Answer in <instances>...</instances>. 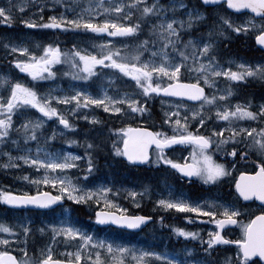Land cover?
Instances as JSON below:
<instances>
[{
	"label": "snow or ice",
	"instance_id": "6c2138e0",
	"mask_svg": "<svg viewBox=\"0 0 264 264\" xmlns=\"http://www.w3.org/2000/svg\"><path fill=\"white\" fill-rule=\"evenodd\" d=\"M221 0H200V6L189 7L185 0H170V6L163 4L160 0H54L47 7H54L60 4L66 12L58 15H50L44 21V16L39 19L43 23H37L28 18L20 22L28 27L51 28V29H74L90 31L92 33H107L108 37H122L132 39L133 44L119 42V47L112 39H103L100 44H92V51L88 49H77L75 45L69 51H62L60 45L48 43L44 45L36 44L32 50L25 43L5 42V48H11L14 53L21 55L11 61L21 72L28 73L33 80H43L56 75L52 66L61 61L68 63L72 71L63 75L72 76L77 80H89L98 71L97 66L103 68L116 69L125 77H130L134 81L136 89L139 90L137 99L133 93H117L110 96L107 91L96 96L88 91L73 89L72 95L53 96L51 91L43 94L38 93L35 88L26 86L20 81L11 82L9 77L0 76V88L7 93L0 95V143L11 139L13 128L23 133L25 142L37 141V129L45 123L42 117L35 119L25 117L20 124H14L13 114L23 115L26 108H35L43 117H58L59 123L64 128H74L76 125L56 107L52 102L75 106L71 107V112L76 113L77 109H87L92 105L102 107L105 112L118 114L144 113L148 109L140 98L147 99L150 94L166 93L172 97H187L200 104L199 109L191 110V119L197 121L196 129L206 125V120L212 119V112H215L214 119L223 122V127L214 125L208 128V134H202L196 129L189 128L188 116L181 117L179 112L165 111L164 124L173 129V134L169 135L162 130L151 131L149 128H133L130 125L125 128L115 129L117 133L123 135L112 141L111 151L115 156L124 157L131 164H163L169 165L172 169L183 174L185 177H198L205 184L217 182L222 177L230 175V169L225 163L217 162L213 159L212 153L223 152L225 157H237L240 160L253 161L252 171H242L235 181V190L239 197L245 201L253 198L260 202L258 214L251 215L246 221L238 219L241 210L230 204L221 203L218 200H202L199 203L190 202L181 198L158 199L156 204L163 209H175L181 212L204 214L210 218V223L217 226L216 231H210L207 241L200 236L199 232L186 231L184 228H174L173 231L184 237L199 239L200 244H207L203 248L206 254H210L214 245L234 243L237 245L236 264H256L250 260L258 256L264 260V104L258 105L256 111L250 110L249 106L237 103L234 107L230 105H220L227 96L232 94L231 86L224 91L223 95L208 94L200 83L215 87L213 78L220 76L227 77L231 81H245L248 78H256L264 82V64L252 65L240 63L236 65L237 70L231 67L223 68L216 57L212 55L214 44L211 37L214 34L209 29L208 39H197L188 35V39L182 37L186 31L193 27L194 23L201 21L205 13L203 7L209 5H219ZM83 4V6H81ZM229 9L251 10L257 14L262 23L257 26L255 20L250 17V22L241 25L234 24L230 18L224 16L220 20L228 28L236 33L247 32L249 28H258L255 40L258 44L264 45V0H226ZM28 7L27 0H20L17 4L11 2L6 6H0V23L11 25L16 19V10L23 12ZM35 7V5H33ZM44 5L37 8L42 11ZM79 8V12H76ZM177 9H183L186 18L175 16ZM171 12L172 18L167 13ZM103 13V15H102ZM99 17V19H96ZM145 25L147 37L140 39L139 36ZM222 35L223 33H215ZM42 48V50H41ZM39 52V54H38ZM191 61V63H189ZM231 63V62H230ZM46 74V75H45ZM113 74L109 79L114 78ZM195 79L185 80L184 76ZM170 103V102H169ZM127 105V108L124 107ZM205 105L209 107L205 110ZM176 107H184L186 104H177ZM19 110V111H18ZM129 110L130 113H129ZM83 119L92 123H100V119L95 115H86ZM248 120L255 122L242 125L238 121ZM56 136L55 130L46 140H53ZM122 141V143H121ZM15 144L16 141L12 140ZM67 143H76L68 140ZM191 144L193 151L189 157H184V162L171 159L165 152V148L170 145ZM155 145V159H150L149 146ZM215 145L213 148L212 146ZM94 145L87 144L91 149ZM230 147V151L228 148ZM243 149V151H241ZM44 151V155L39 153ZM29 154L19 157L9 155V160L19 159L24 164L42 170L41 175L29 177L25 173L21 178L30 180L37 187L34 194L23 192L20 195L8 191H0V201L8 205H36L48 207L60 201L66 195L69 200L78 203H87L92 200L99 206L95 209V219L99 223L111 221L116 225L126 226L130 229L139 228L151 217L146 215H129L127 209L123 208L115 199H110L112 189L101 185L97 190L81 189L78 183H73V178L68 176L67 169L76 168L75 161H80L81 157L73 153H64L62 156L56 152H49L37 144L36 156L31 155L32 149L28 148ZM88 157L87 169L94 168L91 152L86 151ZM9 164L3 167H9ZM19 167L18 165H16ZM233 168L235 164L231 165ZM57 170H60L57 173ZM85 176L88 172L84 173ZM59 185L58 194L53 195L50 191L40 190V185ZM129 196L136 198L138 193L129 190ZM101 208H111L119 211H102ZM247 211V209H245ZM185 219H190L186 216ZM239 225L241 237L230 241L221 234L220 229L226 225ZM25 237L31 231L30 227L21 225ZM51 231V243L40 250V256L30 257L27 252V239L23 241L25 247L21 249L22 258L13 255L11 251H0V264H82L85 259L90 264H154L160 261L161 264H211L210 261L194 257L193 249H185V259H178L176 256H169L157 251L136 249L127 245H114L98 239L90 233L71 225L67 221L59 225L49 224L46 228H39L40 233ZM14 227L6 223H0V233L12 235ZM57 237H61L66 245L65 251L61 253L64 259L53 258L52 244H58ZM10 241L0 236V245H9ZM74 244L75 251L70 250L67 245ZM94 253V255H93ZM224 264H232L231 257H225Z\"/></svg>",
	"mask_w": 264,
	"mask_h": 264
},
{
	"label": "rangeland",
	"instance_id": "374dc122",
	"mask_svg": "<svg viewBox=\"0 0 264 264\" xmlns=\"http://www.w3.org/2000/svg\"><path fill=\"white\" fill-rule=\"evenodd\" d=\"M162 1L163 0H160L161 3ZM191 1L192 0H190V4L195 5V4H192L194 3V1L193 2ZM10 2L11 0L5 1L1 3L4 5H0V6L6 7ZM19 2L20 0H13L11 3L17 4ZM108 2H110V0H106V3ZM149 2H151V0H149ZM31 3L33 4L31 5ZM50 3H54V0H27L28 7H25L23 12H20L17 9L16 14L20 16L22 13H26L28 11V15H26L25 18H22V19L31 18L35 20L37 23H43L44 21L47 20L48 16L58 15L61 12L69 16L72 15L71 12H66V10L60 4H55V6L51 8L47 7V5ZM163 3L170 6V0L163 1ZM33 5H35V7H33ZM41 5H44L43 8L45 9L43 13L42 11L40 12L37 11V8ZM81 6H83V4H81ZM189 7H193V6H189ZM29 8L32 9V12H29ZM184 11L185 10L183 9H177L175 16L177 18H186L184 15ZM76 12H79V8H76ZM41 15L44 16V21H41L39 19ZM167 15L169 16V18H172L173 14L169 12L167 13ZM98 18L99 17H97L96 19ZM230 19L236 25H241L246 22H250V16H244L241 18H230ZM205 20H206V15L201 21L194 23L193 27L197 26L198 24L202 23ZM17 21L18 19H15V22ZM255 24L259 26L261 22L255 21ZM24 26L26 25L20 23V28H23ZM10 27L11 25H5L3 23H0V37L6 40L5 42L16 43V44L25 43L32 50H36L35 49L36 44H40L42 46L44 44L49 43L48 41H45L43 43L37 42L33 45H29L28 40L33 38L31 37L30 33L26 32L25 30H18V31L11 30ZM193 27L191 29L185 30L186 33L188 35L190 34L194 38L202 39V37L193 35L192 33L193 31H191ZM33 29H36V31H39V32H46L47 34L58 33V32H65V33L70 32L71 34L76 36L78 41L84 40V42H88L86 39V34L90 33V34L95 35L98 38L99 44L101 43L103 39H112L114 43L117 44L118 47H119L120 41H122L125 44H133L135 42L132 39H125L122 37H108L107 33L97 34V33H92L90 31H85L83 29L64 30V29L42 28V27H37ZM249 30L258 31V28H249L248 31ZM242 32L244 31H241L240 33ZM26 35L28 36V38ZM186 35H184L182 39L186 40ZM139 38L141 39V36H139ZM203 39H208V36H206ZM211 41L214 44V50L212 52V55H213L214 51H216L217 48L222 49V46L220 44L221 41H219L216 38L211 39ZM5 42L0 43V53H2L3 51L7 54V56H12L14 58H17L21 55L20 53L12 52L11 48H5L4 47ZM76 47L77 49L83 48V49H88L89 51L93 50L92 48H88L83 45H76ZM7 58L10 59V61L13 60V58L11 57H7ZM230 62L231 63H229L228 65H221V66L225 69L231 67L233 70H237L236 68L237 64H240V63L248 64L246 62H239L238 60H231ZM189 63H191V61H189ZM97 69L98 71L94 74L93 77H90L89 80L87 81L77 80V79H74L70 75L61 76L62 70L64 72L72 71L68 63L61 61L60 63H57L52 66V70L56 72L55 76L48 77L47 79H43V80H40V79L33 80L32 77L28 73L21 72L20 69L16 68L15 65L10 62L9 69L0 68V76L9 77L10 81L13 83L16 81H20L24 83L26 86L35 88V90L41 94L51 91L53 96L72 95L73 89L81 90V91H88L91 94L96 95V96L102 94L103 91H107V93L110 96H116L118 92L120 94H123L124 92H128L131 94L135 90L137 94L133 95L132 98L133 99L138 98L139 90L136 89L135 83L134 81L131 80L130 77L123 76V74L119 73V71L116 69L103 68L101 66H97ZM113 74H115L114 78L109 79V77L112 76ZM184 79L187 81L189 79H195V77L190 78L189 76L185 75ZM213 79L215 81V87L204 85L203 80L200 81L202 86H204L208 90V94L210 95L212 94L223 95L224 91H226L229 86H231L232 88V94L230 96H227L223 101L218 100V103L220 105L227 104V105L234 107L237 103H240L242 105L249 106L250 110L256 111L258 105L264 104L263 102V103L252 106L251 104H248L246 102H234L233 101V96L235 97L236 91L238 90L237 86L239 85L247 86L249 84L248 80L252 78H248L245 81H231V82L228 80L227 77H224V76H220L218 78H213ZM255 93H256V96L259 97V99L264 98L262 95L258 93V90H255ZM6 94L7 93L4 91V89L0 88V95H6ZM157 97H159L158 94H150V96L146 100L143 98H140V102L144 103L146 108L149 106H152L151 103H154V102L157 103L156 111L153 113V116H152V112L149 111L151 109H148V111L144 113L118 114V113L105 112L102 107H96L95 105H92L91 107L87 109L79 108L77 109L76 113H72L71 107L75 106V102H72L71 105H65L63 103L52 102L53 106H56L69 119L71 123H74L76 125L74 128H67V129L61 126V124L59 123L58 117H51V118L43 117V114L40 113L35 108H30V107L26 108L23 115L14 113L13 114L14 124L22 123L25 117L31 118V119H35L36 117H42L45 120V123L42 125L40 129H37V136H38L37 141L25 142L23 138V133L18 132L14 127L11 133V139L0 143V168L6 171H22L24 172V174L27 173L30 178L36 175H41L42 170L38 172L36 168L30 165L24 164L22 160H19V159L9 160V155H5V153H8L12 157H19L21 155L29 154L27 152V149L31 148L32 149L31 155L33 156V158H35L36 147H37V144H39L42 146L44 150L49 151V152L59 153L61 156L64 153L70 152L76 156L81 157L80 161H75V163L78 165L76 168L65 170L67 175L73 178V183H78L81 186V189L97 190L101 185L108 186L112 189V195H110L109 198L115 199L117 203H119L123 208H127L130 211L138 210L140 208L142 211L145 210L146 212L151 214L150 216H152L153 215L152 212H154V206L151 204V202H154L155 204L156 199H164V198H181L184 200H188L190 202L199 203V201H195L190 195L185 194L184 192H181L182 184H180L179 186L171 185V180L173 179V176L168 172L167 169H165L163 164H152L151 166L152 167L155 166V169L151 167L149 170H152V171H150L149 173L146 172L149 170L145 169L146 176L150 177L151 180L148 181V180L143 179L147 183L148 191L145 192L141 190L138 186L144 187V185H142V181L140 179L139 180L132 179V176L136 175L138 169L131 168L133 171V175L131 177L124 176L123 172L126 169H124L123 167L121 168V166L123 165L127 167L128 165L126 164V162L123 163L124 160L122 159V157L115 156L111 151L112 141L117 140L118 137L123 135L122 133H117L114 130L125 128L129 125L133 128L146 127V126L149 128H152L156 126L158 130H162L169 135L172 134L173 129L169 125L163 123L164 112L166 110L172 111V112H179L181 117L188 116L189 120L191 121L189 123L190 130L196 129L197 121L191 119V110L193 108L199 109L200 105L197 107H191L190 105L186 104L187 110H185L184 107H176L177 104H185V103H178V102L162 100V99L159 100L157 99ZM124 107L127 108V105H124ZM208 107H209L208 105H205V110H207ZM130 111L131 110H129V113ZM86 115H89V116L95 115L100 119L101 122L96 124V123H92L88 120L83 119V117ZM214 117H215V112L213 111L212 119L206 120L207 127L201 126L200 128L196 130L197 131L201 130L203 133H205V135H207L208 128H211L214 125H216V122H218V125L220 127H223L224 126L223 122L216 121V120L214 121ZM136 123H141V126L135 127L134 125ZM238 123L242 125H246L249 123H252L253 125L255 124V122H249L246 119L242 121H238ZM53 130H55L56 132L55 138L53 140H46L47 136L52 135ZM17 133H18V137H15V134ZM78 134H79V139L76 138ZM12 140H15L16 143L13 144ZM68 140L76 141V143H67ZM88 143H92L94 147L91 149H88L87 148ZM212 147L214 148L215 145H213ZM228 150L229 151L231 150L230 147L228 148ZM86 151L91 152L92 158H93V164L97 162L95 158L100 156L103 158L106 157L107 159L112 158L113 160L119 162L121 166L116 165V167H114V170L110 172V176L106 175L102 177L96 172L95 166L93 170L89 172L87 169L88 157L85 155ZM192 151L193 150H188V157H189V153ZM241 151H243V149H241ZM39 155L43 156L44 151L42 150L39 153ZM212 155H213V159L216 160L217 162L225 163L229 167L231 174L226 177L220 178V180L217 182H214L212 184H207L210 187L216 184L227 186V185H231L232 182L235 183L236 174L244 170L252 171L253 161L256 159L255 156L252 157L251 160L245 159L242 161L240 168L236 165L233 168L231 166L233 164V162L231 161V157L226 158L223 152L214 151ZM189 159H191V157H189ZM5 164H9L10 166L5 168L3 167V165ZM16 165H18L19 167H17ZM59 171L60 170H57V173H59ZM85 172H88L87 176L84 175ZM197 181L200 183H203V181L200 180L198 177H197ZM17 187H21V189L19 191H16V190H13V187L11 186L1 185L0 191H3V192L11 191L13 193L29 192L31 194H34L38 190L36 185L32 184L30 180H24V179H21V182H19L16 185V188ZM58 187L59 185H57L56 187H52L50 185L41 184L40 190L50 191L52 193L58 194V191H57ZM154 188H156L155 191L153 192L149 191ZM159 188H161V191L159 190ZM129 190L136 191L138 193L137 197L136 198L130 197L128 194ZM213 196H215L216 199L210 198L208 200H218L221 203L228 204L226 200L223 198V196H221L220 194L213 195ZM63 199L66 201L67 205L51 213H29V212L16 211V210H12L9 207H7V205L3 201H0V223L9 224L15 229V232L12 235H9L6 233H0V236H3L4 238L9 239L10 241L9 245L7 246L0 245V251L6 250V251H11V252H17L22 258L23 253L21 252V249L25 247V244L23 243V241L27 239L28 255L30 257L38 258L40 256V250H38L36 253H33V254L29 252L30 237L38 236L40 238H43L44 239L43 242L46 243L47 245L51 243V239H50L51 231L48 230L45 233H40L38 229L42 227L46 228L47 225L49 224L59 225L62 222L67 221L68 223L81 229L82 231L86 233H90L94 237L98 239H103L106 242H112L114 245L116 244L127 245L129 247H134L136 249L157 251L163 254H167L169 256H176L178 259H185L184 250L187 248L180 245V241H184L182 239L183 236L173 231L174 228H177V227L181 228V227L178 225V223L173 221L171 217H169V219L165 221V218L168 217L170 209H163L161 206L157 204L155 206V210L159 211L160 213H157V212H154V213L161 216L162 221L160 223V226L163 224L165 228L164 230L160 231L161 233L160 232L156 233L155 231L156 227L153 226L149 231L153 230L155 231V233H151V234L146 233V234H141V235L139 234L133 238L130 235L123 234V233L99 232L98 229L94 226L87 227L83 223L81 217L76 214L75 209L76 207L79 209L84 208L86 214L95 217V209L99 207L95 203V201L90 200L87 203H78L74 200H69L66 195L64 196ZM208 200H205V201H208ZM230 205L232 204L230 203ZM245 209L243 210L240 209L241 215L238 218H245L246 214H251L252 211H258L257 209H254V208L248 209L247 211H245ZM101 210L102 211H117L119 213L118 210L111 209V208H101ZM174 211L177 213H181V211H177V210H174ZM186 213H189V214L194 215L195 217H198L199 220L203 223L200 236L203 237L205 241H207L210 231L217 230V226L213 223H210V218L207 217L206 215L190 213V212H186ZM193 222H196V220H189V223H193ZM22 224L30 227L31 229V231L27 234V237H25L22 232V228H21ZM236 232L237 231H232L230 235L234 236ZM236 235L241 236L240 226H238V233H236ZM57 240L59 241V244H52L53 258L58 256L61 259H64L66 257L62 256L61 253L65 251L66 245L61 237H57ZM198 241L200 242L199 239ZM185 244L189 246L190 248L194 247L186 242ZM198 246L199 248L203 249L201 244ZM67 247L70 250L75 251L76 246L72 243H69ZM199 248H193L194 251L192 255L194 257L196 254L195 250ZM212 253L213 252H211V254ZM232 256L230 252L222 250L220 254L216 257V260H215L216 264L224 263L225 257H231L232 261L235 260L236 262V257L233 258ZM82 263L90 264V262L87 261L86 259L82 261ZM154 264H161V262L154 261Z\"/></svg>",
	"mask_w": 264,
	"mask_h": 264
},
{
	"label": "trees",
	"instance_id": "16d2710c",
	"mask_svg": "<svg viewBox=\"0 0 264 264\" xmlns=\"http://www.w3.org/2000/svg\"><path fill=\"white\" fill-rule=\"evenodd\" d=\"M5 1H10V0H2L0 3H3ZM12 1L13 0H11V2ZM193 1H194L195 5H191L189 3L190 2L189 0H185V3H187L191 6H200V4L198 3L197 0H193ZM32 4L33 3H31V5ZM44 11H45V9L43 8L42 13ZM29 12H32L31 8H29ZM26 15H28V11L26 13H22L20 16L18 14H16V17H17L16 19H18V21L11 24L10 29L15 30V31L25 30L26 32L30 33L31 37H33V38L28 40L29 45H33L37 42L43 43L45 41H48L49 43H53V44L58 43L60 45L62 51H69L72 49L73 45H75V46L76 45H83V46H87L88 48H91L93 43L98 44V38L95 35L90 34V33L86 34V39L88 42H84V40L78 41L76 36L71 34L70 32H67V33L58 32V33L47 34L46 32L36 31V29H33L32 27H28V26H24L23 28H20V23H21L20 21L22 18H25ZM209 16L211 17V16H213V14H211ZM217 17H221V16H217ZM148 27H149V25L144 26L143 31L140 34L141 39H144L147 37V28ZM210 28L213 29L215 33H217L219 30H221L223 28V26L219 22H215V20H212L211 18H209L205 23L201 24L195 30L203 32V31H208ZM195 30H193V31H195ZM224 34H225L224 35L225 40L223 37L219 38V40L224 42L222 49L219 48L218 52L215 54V57L217 58V61L219 63H227L231 59H245L246 61H253L256 59L264 58V56H262L263 53L259 52L256 49V47L254 45V36L251 35V33H248L247 35H245V34L244 35H238L232 31H226L225 30ZM186 39H188V34L186 35ZM5 41L6 40H4L0 37V43L5 42ZM2 53H0V58H1L0 68L1 69H9V64L11 61L7 57H11L13 59H15V58L12 56H7V54L3 51H2ZM6 71H8V70H6ZM63 73H65V72L62 70L61 76H65V75H63ZM252 86L253 85L249 86L248 88H250ZM258 87L260 89L259 91L264 93V87L263 86H258ZM248 88L247 87L239 88L238 94L241 97V101H243V99H249V100L251 99L253 101H257L258 98H253L256 96L255 92L248 89ZM248 90H250V91H248ZM243 95L245 96L244 98H243ZM151 104L154 105V107L152 108V110H149V111L154 113L156 111L155 105L157 103L154 102ZM150 107L151 106L147 107V109H150ZM142 123H144V122H142ZM134 126L135 127L141 126V123H136ZM80 132H79V134H80ZM79 134L76 137L77 139H79ZM15 137H18V133L15 134ZM95 160L97 161L94 163L95 170L102 177H104L106 175L109 176L110 172L114 169V167L116 165L121 166V164H119V162H117V161L115 162V160H113L112 158H110V161H108L109 159L98 156L95 158ZM123 163H125V162H123ZM121 167L126 169L123 172V175L125 174L124 176H127L128 173H129L128 174L129 177H131L133 175V171L129 167L125 168L123 165ZM23 175H24V172H22V171H6V170H3L0 168V187H1V185L11 186V187H13V190L19 191L21 189V187L16 188V185L19 182H21V179H22L21 177ZM132 179L133 180H139L140 179L142 181V185H144V187L140 186V188L143 189L144 191L145 190L148 191L147 183L143 180V179L148 180V176H146L145 168L138 169L136 175L132 176ZM249 207H252V206H249ZM146 214H149V213L146 212ZM36 241L39 245L45 247V243L42 240L36 239ZM33 248H34V252H35L36 251L35 245L33 246Z\"/></svg>",
	"mask_w": 264,
	"mask_h": 264
},
{
	"label": "bare ground",
	"instance_id": "6f19581e",
	"mask_svg": "<svg viewBox=\"0 0 264 264\" xmlns=\"http://www.w3.org/2000/svg\"><path fill=\"white\" fill-rule=\"evenodd\" d=\"M163 1H167V0H163ZM163 1H162V3H163ZM190 1V0H189ZM191 2H193V0L191 1ZM165 3H167V2H165ZM190 3V2H189ZM164 4V3H163ZM187 4V3H186ZM192 4H194V3H192ZM0 5H4V4H1L0 3ZM189 5V4H188ZM189 6H191V5H189ZM24 33V32H23ZM2 36V35H1ZM27 36V35H26ZM24 38V37H23ZM27 38H28V36H27ZM3 39V38H2ZM19 39V38H18ZM25 40V39H24ZM98 44H99V42H98ZM87 47V46H86ZM92 48V47H91ZM242 54V53H241ZM227 67V66H226ZM248 89H250V90H252V91H255V90H258V92H259V87L257 86V85H253L252 87H250V88H248ZM250 90H248V91H250ZM262 94H264L263 92H261V95ZM239 97V99H241V97H240V95L238 96ZM245 96L243 95V98H244ZM253 98H258L259 99V97L258 96H255V97H253ZM185 104H188V105H190L191 107H197L195 104H193V103H191V102H184ZM157 106V104L155 105V107ZM154 107V105H152L151 107H150V109L152 110V108ZM152 116H153V112H152ZM133 119V118H132ZM110 120V119H109ZM118 120V119H117ZM104 121V120H103ZM214 121H215V119H214ZM111 124V123H110ZM130 124V123H129ZM209 125V124H208ZM62 127H64L63 125H61ZM139 128H143V127H139ZM98 130V129H97ZM104 130H106V129H104ZM94 136V135H93ZM96 136V135H95ZM104 136V135H103ZM106 158V157H105ZM110 160V159H109ZM108 160V161H109ZM116 162V161H115ZM120 164V163H119ZM126 164L129 166V168L131 169V168H136V169H140V168H145V169H147V170H149L152 166V164H149V163H146V164H144V165H137V164H131V163H129L128 161L126 162ZM128 166L127 167H125V168H128ZM116 167V166H115ZM122 168V167H121ZM120 168V169H121ZM114 170V169H113ZM121 171V170H120ZM146 171V170H145ZM150 171H152V170H149V171H146V172H150ZM240 171V170H239ZM126 172V171H125ZM98 173V172H97ZM120 173V172H119ZM162 173V172H161ZM99 174V173H98ZM121 174H122V172H121ZM125 175V174H124ZM237 175V174H236ZM110 176V175H109ZM118 176V175H117ZM117 176H115V177H117ZM120 176V175H119ZM126 177H129L128 176V174H127V176ZM128 179V178H127ZM227 179V178H226ZM115 180V179H114ZM151 180V178L150 177H148V181H150ZM229 181V180H228ZM232 181V180H231ZM119 182V181H118ZM128 182V181H127ZM126 182V183H127ZM154 183V182H153ZM181 183H179L176 179H172L171 180V185H177V186H179ZM120 186V185H119ZM224 186V185H223ZM139 188H140V186H139ZM141 189V188H140ZM141 190H143V189H141ZM156 190V188H154V189H151V190H149L150 192H153V191H155ZM159 190L161 191V188H159ZM144 191V190H143ZM145 192H146V190H145ZM53 195H56L55 193H52ZM195 196H196V194H194L193 195V197H194V200L195 201H202V200H208V199H210V198H215L216 199V197L215 196H213V195H206V196H203V197H200V198H198V197H196L195 198ZM198 198V199H197ZM157 200V199H156ZM228 204H230V202L229 201H226ZM67 205V203H66V201L64 200V199H62L61 200V206L63 207V206H66ZM175 209H170V211H169V214H168V217H171L172 218V220L173 221H175L176 223H178V225L181 227V228H184L186 231H192V230H194V229H196V228H202L203 227V223L199 220V218L198 217H195L194 215H192V214H189V213H186V212H181V213H177V212H175L174 211ZM75 212H76V214L78 215V216H80L81 217V219H82V221H83V223L87 226V227H91V226H96V227H98V224H97V221H96V219H95V217H93V216H90V215H88V214H86V212H85V209L84 208H82V209H79V208H77L76 207V209H75ZM131 213V214H130ZM117 214H120V213H118L117 212ZM135 214H140V215H146V216H149V217H151V219H150V221L147 223V225L141 230V231H138V232H136V231H130V230H126V229H123V228H121V230L124 232V233H126V232H128V233H132V234H135L136 236L137 235H141V234H151V233H155V231H156V233H158V232H160L161 230H164L162 227H158V228H155V231H153V230H151V231H149L153 226H154V222H153V219H152V216H150L151 214H146V211L145 210H141L140 208L138 209V210H134V211H130L129 212V215H135ZM186 216H188V217H190V219H185V217ZM189 220H196V222H193V223H189ZM195 225V226H194ZM166 232V231H165ZM164 232V233H165ZM161 233V232H160ZM150 236V235H149ZM156 236H158V235H156ZM172 236V235H171ZM183 239V238H182ZM167 240V239H166ZM184 240V239H183ZM164 242H165V240H164ZM59 244V243H58ZM180 245L181 246H183V247H186V248H190L189 246H187L186 244H185V241H180ZM192 246H194L193 248H199V246L198 245H192ZM202 247L203 248H205V247H207V244L205 243L204 245H202ZM192 248V249H193ZM195 252H196V254H195V257H198V258H201V259H205V260H208V261H210L211 262V264H216V257L220 254V252H221V250H219V249H217V248H215L214 246H213V250L211 251V252H213L212 254L210 253V254H206L204 251H203V249L202 248H199V249H197V250H195ZM215 253V254H214Z\"/></svg>",
	"mask_w": 264,
	"mask_h": 264
},
{
	"label": "flooded vegetation",
	"instance_id": "af4514ba",
	"mask_svg": "<svg viewBox=\"0 0 264 264\" xmlns=\"http://www.w3.org/2000/svg\"><path fill=\"white\" fill-rule=\"evenodd\" d=\"M99 19V18H98ZM255 92V91H254ZM260 95H261V92L259 91L258 92ZM256 94V93H255ZM262 96L264 97V94H262ZM185 147H176L168 152L167 155L168 157H170L171 159H174V160H181L182 161V158L180 156V149H183ZM232 158V157H231ZM151 159H155V150L153 151L152 153V156H151ZM237 161H240V159L237 157L235 160H233L232 158V162H237ZM183 163V162H182ZM169 166V165H164L165 169H167L166 167ZM170 167V166H169ZM153 169H155V166L152 167ZM249 169V168H248ZM168 170V169H167ZM174 175L177 177V179H179L181 182H182V185L185 189H187L190 193L194 192V189L195 187H200L197 183H195L194 181H189L188 179L184 178V179H181V175L177 174L175 171H173ZM188 184H187V183ZM187 193V192H186ZM189 194V193H187ZM190 195V194H189ZM158 200V199H157ZM156 200V201H157ZM151 204L154 206V212H157V213H160L159 211L155 210V206H156V202L154 204V202H151ZM127 209V208H126ZM57 210V209H56ZM55 210V211H56ZM18 211V210H17ZM54 211V210H53ZM23 212H29V213H48V212H52V211H38V210H28V211H23ZM130 210L127 209V214H129ZM152 212V219H153V222H154V226L156 228L158 227H162L164 229V225L162 224L160 226V223L162 221V218L161 216H159L158 214ZM169 219V217L165 218V221H167ZM240 219V218H238ZM241 220V219H240ZM195 226V225H194ZM96 227V226H94ZM98 231L99 232H117V233H123V234H127V235H130L131 237H135L136 235L135 234H132V233H124L121 229H118V228H115V227H109L108 229H100L98 228ZM193 232H199V234L201 233L202 231V228H196L194 230H192ZM238 233V232H236ZM236 233L234 234V236H231V231H225L223 232V235L230 241H234V240H237L240 238L239 235H236ZM183 239L186 243L190 244V245H200V242L198 241V239H193L191 237H184L183 236ZM215 248L219 249V250H223L225 251V249H228L227 246H214ZM13 254H15L16 256H18V258H21L20 255L17 253V252H12Z\"/></svg>",
	"mask_w": 264,
	"mask_h": 264
},
{
	"label": "water",
	"instance_id": "95a60500",
	"mask_svg": "<svg viewBox=\"0 0 264 264\" xmlns=\"http://www.w3.org/2000/svg\"><path fill=\"white\" fill-rule=\"evenodd\" d=\"M199 1H200V0H199ZM223 3H226V0H221V2H220L219 5H221V4H223ZM216 6H218V5H209V6H207V8H212V7H216ZM227 8H228V7H227ZM228 10H229L230 12H232V13H235V14H245V13H249V14L254 15L256 18H259V17L257 16V14H255V13H251V10H244V9L236 10V9H229V8H228ZM256 43H257V42H256ZM257 46H258L261 50H264V45H260V44L257 43ZM163 95H164L165 97H167V98H170V99H177V100H180V101H186V102L188 101V102H191V103H193V104H197V103H199V102H197V101H192V100H190V99L187 98V97H183V98H181V97H172V96H170L169 94H166V93H163ZM171 146H172V145L167 146V147L165 148V150H166V149H169ZM153 147H155V145H150V146H149V151H150V152H151V150H152ZM144 164H146V163H143V164H137V165H144ZM238 196H239V195H238ZM240 199H241L244 203H246V204H250V203L255 202L256 204L260 205V202L257 201V200H255L254 198H253L252 200H249V201H245L242 197H240ZM60 205H61V200L55 202V203L52 204V205H49L48 207H44V208L39 207V206H36V205H10V206L15 207V208H18V209L52 210V209H55L56 207H58V206H60ZM149 221H150V220H149ZM149 221H145L143 224L140 225L139 228H135V229H130V228H127L126 226H122V225H116V224L112 223L111 221H108V222L103 223V224L97 222V224H98V226H100V227L113 226V227H116V228H119V229L123 228V229H126V230H130V231H136V232H138V231H141V230L147 225V223H148ZM232 226H234V225H232ZM228 245L235 246V244H230V243H229ZM254 259H257V260H259V261L261 262V264H264V260H260L258 256L250 258V260H254Z\"/></svg>",
	"mask_w": 264,
	"mask_h": 264
}]
</instances>
